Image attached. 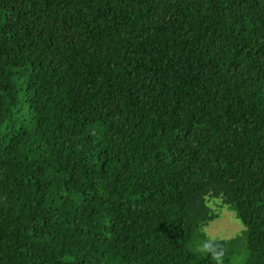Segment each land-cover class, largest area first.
I'll return each instance as SVG.
<instances>
[{"label": "trees", "instance_id": "trees-1", "mask_svg": "<svg viewBox=\"0 0 264 264\" xmlns=\"http://www.w3.org/2000/svg\"><path fill=\"white\" fill-rule=\"evenodd\" d=\"M215 200L244 236L199 257ZM243 250L264 264V0H0V264Z\"/></svg>", "mask_w": 264, "mask_h": 264}, {"label": "rangeland", "instance_id": "rangeland-1", "mask_svg": "<svg viewBox=\"0 0 264 264\" xmlns=\"http://www.w3.org/2000/svg\"><path fill=\"white\" fill-rule=\"evenodd\" d=\"M210 205L217 210L220 218L204 228V235H199L191 241L189 248L199 257L206 256L211 252L214 241L231 240L244 236V226L234 211L223 206L219 200L211 201ZM247 255L246 250L231 255V264H244Z\"/></svg>", "mask_w": 264, "mask_h": 264}]
</instances>
